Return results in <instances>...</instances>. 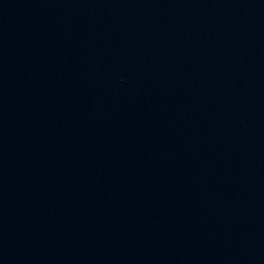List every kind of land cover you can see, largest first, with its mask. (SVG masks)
<instances>
[{
	"label": "water",
	"instance_id": "obj_1",
	"mask_svg": "<svg viewBox=\"0 0 264 264\" xmlns=\"http://www.w3.org/2000/svg\"><path fill=\"white\" fill-rule=\"evenodd\" d=\"M0 264H264V0H0Z\"/></svg>",
	"mask_w": 264,
	"mask_h": 264
}]
</instances>
